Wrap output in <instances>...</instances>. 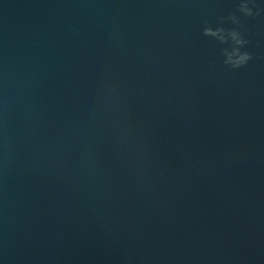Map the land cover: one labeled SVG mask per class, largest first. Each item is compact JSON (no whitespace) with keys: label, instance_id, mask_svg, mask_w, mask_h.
Wrapping results in <instances>:
<instances>
[{"label":"water","instance_id":"obj_1","mask_svg":"<svg viewBox=\"0 0 264 264\" xmlns=\"http://www.w3.org/2000/svg\"><path fill=\"white\" fill-rule=\"evenodd\" d=\"M0 264H264V0H0Z\"/></svg>","mask_w":264,"mask_h":264},{"label":"clouds","instance_id":"obj_2","mask_svg":"<svg viewBox=\"0 0 264 264\" xmlns=\"http://www.w3.org/2000/svg\"><path fill=\"white\" fill-rule=\"evenodd\" d=\"M244 11L251 15V11L245 6ZM222 31V30H221ZM205 35H212V36H217L219 35L218 31H213L211 28H206L205 29ZM233 40L235 44L238 46L234 48L231 52L226 51V57L227 59L225 60L226 64H230L234 68H239L247 64V62L252 58L250 54L246 52H241L239 46L243 45L246 43L243 39L239 37V35L235 32L232 33ZM223 39V37H221Z\"/></svg>","mask_w":264,"mask_h":264}]
</instances>
